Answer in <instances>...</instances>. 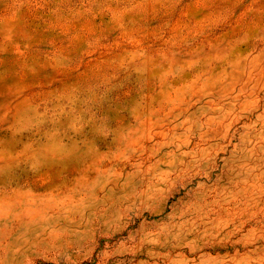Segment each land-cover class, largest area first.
Here are the masks:
<instances>
[{"label": "rangeland", "instance_id": "obj_1", "mask_svg": "<svg viewBox=\"0 0 264 264\" xmlns=\"http://www.w3.org/2000/svg\"><path fill=\"white\" fill-rule=\"evenodd\" d=\"M0 264H264V0H0Z\"/></svg>", "mask_w": 264, "mask_h": 264}]
</instances>
